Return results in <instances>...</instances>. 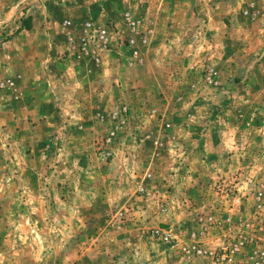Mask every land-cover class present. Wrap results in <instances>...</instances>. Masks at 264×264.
Here are the masks:
<instances>
[{
    "label": "rangeland",
    "instance_id": "1",
    "mask_svg": "<svg viewBox=\"0 0 264 264\" xmlns=\"http://www.w3.org/2000/svg\"><path fill=\"white\" fill-rule=\"evenodd\" d=\"M0 264H264V0H0Z\"/></svg>",
    "mask_w": 264,
    "mask_h": 264
},
{
    "label": "built area",
    "instance_id": "2",
    "mask_svg": "<svg viewBox=\"0 0 264 264\" xmlns=\"http://www.w3.org/2000/svg\"><path fill=\"white\" fill-rule=\"evenodd\" d=\"M109 34L107 26H95L92 23L86 22L79 43L83 50H87L89 46H93L94 49H105L109 44Z\"/></svg>",
    "mask_w": 264,
    "mask_h": 264
},
{
    "label": "trees",
    "instance_id": "3",
    "mask_svg": "<svg viewBox=\"0 0 264 264\" xmlns=\"http://www.w3.org/2000/svg\"><path fill=\"white\" fill-rule=\"evenodd\" d=\"M24 26H25V28H27V29H29V28H30V26H29V25H26V24H25Z\"/></svg>",
    "mask_w": 264,
    "mask_h": 264
}]
</instances>
